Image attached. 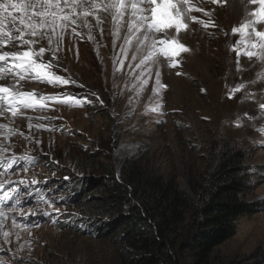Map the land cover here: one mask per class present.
Instances as JSON below:
<instances>
[{
    "label": "rangeland",
    "instance_id": "374dc122",
    "mask_svg": "<svg viewBox=\"0 0 264 264\" xmlns=\"http://www.w3.org/2000/svg\"><path fill=\"white\" fill-rule=\"evenodd\" d=\"M224 1L181 0L183 19L146 9L134 18L139 25L132 15L96 20L86 13L92 18L85 28L80 16L63 14L54 28L16 30L3 40L5 51L25 56L0 60V74L9 73L0 89L10 83L15 93L79 94L83 104L12 111L0 92V163L33 159L16 171L0 169V183L38 188L0 207V264H123L127 252L114 235L94 224L80 234L94 213L77 189L102 187L100 178L126 156L147 153L186 188L185 165L202 166L208 146L231 143L249 167L254 188L247 198L264 203V17L257 18L264 0H231L229 13ZM96 21L123 27L97 30ZM28 60L33 69L22 77L17 61ZM45 192L46 201L36 200ZM253 254L264 256V208L240 218L215 251L224 261Z\"/></svg>",
    "mask_w": 264,
    "mask_h": 264
},
{
    "label": "trees",
    "instance_id": "16d2710c",
    "mask_svg": "<svg viewBox=\"0 0 264 264\" xmlns=\"http://www.w3.org/2000/svg\"><path fill=\"white\" fill-rule=\"evenodd\" d=\"M205 150L202 166L185 165L186 188L176 173L165 175L149 162L147 153L122 158L117 170L100 178L102 187L81 183L77 192H86L83 203L94 216L86 218L80 234L94 224L114 235L127 252L123 264H262L260 254L244 261L216 257L238 220L264 203L247 198L254 185L241 150L224 141Z\"/></svg>",
    "mask_w": 264,
    "mask_h": 264
},
{
    "label": "bare ground",
    "instance_id": "6f19581e",
    "mask_svg": "<svg viewBox=\"0 0 264 264\" xmlns=\"http://www.w3.org/2000/svg\"><path fill=\"white\" fill-rule=\"evenodd\" d=\"M149 1L151 4L154 5L153 7L142 6L140 0H0V58H4V56H25V53H21L18 51H16V53H11L4 50H7L8 46H3V40L8 41L12 32L17 30L21 33L25 32L28 35V33H31L32 31L37 34L36 27H38V29L42 28L44 32L48 29H51L52 27L54 28L55 23L60 19V16L63 14H67L68 18L75 19L76 17L80 16L83 19L82 24L84 23L86 26L85 28L88 27V25L86 24L92 18L89 17L88 19H85L84 14L86 13L95 16L96 20L103 18L106 13H108L110 17H116L118 19L121 18L123 20H125V17L127 15H132L133 17L131 18L130 22L133 21L134 23H137V25L140 24V20L137 21L134 20V18L136 19L138 16H142L144 14V10L146 9H150L151 13L156 14L158 16H180L182 17V19L185 17V9L181 0H178L180 6H175L173 4V2L177 0ZM234 1L236 2V6H238V0ZM243 1L246 3L248 2V0ZM99 5H102V11L98 13L97 8L100 7ZM229 5L231 7V0H225L223 5V7H225V10L222 9V11L229 13ZM259 7L260 8L258 11L257 18L264 17V1L260 4ZM15 11H17V13H15ZM20 11H23L24 14H20ZM33 14H35V16ZM44 20L46 22L45 25H41L42 21ZM96 23L98 26L97 30H109L110 28L115 29L123 27L122 22H118L117 25H109V27H106V24L101 25L97 21ZM60 27L62 26L60 25ZM248 28H250V25H248ZM22 39L26 40V38ZM169 45L170 44L166 45L165 48H169ZM50 60L54 61L51 58ZM7 74L9 73L0 74V85L4 83L3 81H1V79L5 78L4 75ZM13 88L14 86L10 83H5V85L0 90L5 91L11 90Z\"/></svg>",
    "mask_w": 264,
    "mask_h": 264
}]
</instances>
